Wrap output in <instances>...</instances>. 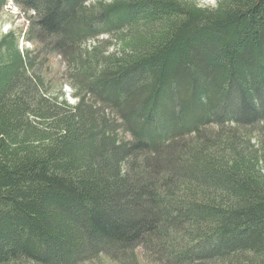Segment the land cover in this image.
<instances>
[{
    "label": "trees",
    "instance_id": "trees-1",
    "mask_svg": "<svg viewBox=\"0 0 264 264\" xmlns=\"http://www.w3.org/2000/svg\"><path fill=\"white\" fill-rule=\"evenodd\" d=\"M14 3L34 14L0 38V264H264V0Z\"/></svg>",
    "mask_w": 264,
    "mask_h": 264
},
{
    "label": "rangeland",
    "instance_id": "rangeland-1",
    "mask_svg": "<svg viewBox=\"0 0 264 264\" xmlns=\"http://www.w3.org/2000/svg\"><path fill=\"white\" fill-rule=\"evenodd\" d=\"M33 12L21 8V14H14L11 9L6 10L5 8L0 12V38L2 35L6 34L10 30H15L16 32L23 34L26 32L30 21L33 16ZM21 37V46L24 48L33 49L34 52L38 51L37 46L33 43H29L27 41H23ZM107 39V38H106ZM45 58L44 64L41 66L42 68L38 69V72L41 73L45 77V81L50 82L52 86H56L57 89H61L60 92L65 93V98L70 102H75V98L72 95V89L68 85V76H67V65L64 60L56 54H47L42 51L38 53V59ZM143 249H138V254L140 256L141 264H157V261L154 258L148 257V253L142 251ZM145 255H144V253ZM107 264H117L113 261H110L106 258L102 259Z\"/></svg>",
    "mask_w": 264,
    "mask_h": 264
},
{
    "label": "clouds",
    "instance_id": "clouds-1",
    "mask_svg": "<svg viewBox=\"0 0 264 264\" xmlns=\"http://www.w3.org/2000/svg\"><path fill=\"white\" fill-rule=\"evenodd\" d=\"M195 7L200 9L213 10L218 7V0H194ZM5 9H11L14 14H21V8L14 3V0H8Z\"/></svg>",
    "mask_w": 264,
    "mask_h": 264
}]
</instances>
